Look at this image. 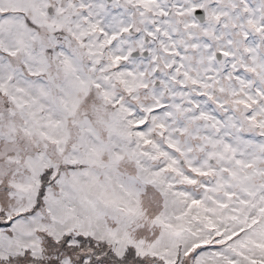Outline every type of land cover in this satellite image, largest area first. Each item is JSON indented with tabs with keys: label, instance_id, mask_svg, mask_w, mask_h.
Masks as SVG:
<instances>
[{
	"label": "snow or ice",
	"instance_id": "snow-or-ice-1",
	"mask_svg": "<svg viewBox=\"0 0 264 264\" xmlns=\"http://www.w3.org/2000/svg\"><path fill=\"white\" fill-rule=\"evenodd\" d=\"M0 264H264V0H0Z\"/></svg>",
	"mask_w": 264,
	"mask_h": 264
}]
</instances>
